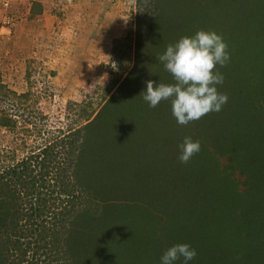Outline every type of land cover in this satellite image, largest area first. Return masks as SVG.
Wrapping results in <instances>:
<instances>
[{
	"label": "trees",
	"instance_id": "1",
	"mask_svg": "<svg viewBox=\"0 0 264 264\" xmlns=\"http://www.w3.org/2000/svg\"><path fill=\"white\" fill-rule=\"evenodd\" d=\"M158 1L137 0L139 9L151 13L150 18L139 17L136 37L130 35L127 46L122 44L125 48L121 50V58L128 56L131 62L133 55L134 66L95 118L92 121L89 118L87 124L62 134L57 141L35 149L27 157L13 159L0 167V264H126L117 252L112 254L109 248L106 251L105 243L112 233L107 216L101 218L98 210L107 203L117 206V215L130 207L152 209L160 215L157 223L161 226L170 224L169 216L176 215L175 225L167 236L156 234L154 248L160 253L159 264L164 253L177 244H188L197 252L189 264H264V227L256 228L258 221L264 222V79L257 82L252 68L260 53L259 59L264 61L262 40L254 41L253 37L250 48H245L246 36L238 38L237 33H232L237 40H227L240 43L238 60L252 72L239 75L238 79L232 66L223 69L227 70L225 77H230L232 87L220 89V93L228 96L221 111L186 126L178 124L182 130L177 131L169 128L167 118L161 122L162 132L156 135L155 142L162 153L152 160L164 161L171 169L170 175L152 184L147 180L148 187L136 184L131 190L115 179L105 182L98 191L96 173L101 163L110 158L100 143L115 132L120 139L122 136L120 141L116 139L119 144L126 146L131 124L127 125L125 118L137 115L120 101L132 81L133 69L138 63L157 64L165 69L155 55L159 24L152 25V21L157 20ZM163 24L165 29L179 34L177 41L170 36L168 45L202 30L198 24L189 28V20L172 27ZM149 74L150 70L146 76ZM159 83L173 84L174 79L171 75ZM138 85L135 82L137 92L141 93ZM167 103L171 112L170 100L159 105ZM13 123L8 115L0 117V127L11 128ZM185 137L199 141L202 146L187 164L179 161ZM236 173L243 178L242 183L236 179ZM159 183L163 190H155L150 198L146 189ZM226 188L233 191L234 198L231 204L224 205ZM203 190L208 191L205 200L210 202L209 207L199 205L198 193ZM171 206L174 209L165 210ZM224 210L230 211L234 219L227 216L226 221L218 222ZM123 230L122 242L129 238L127 230ZM158 234L161 236L162 232L159 230ZM141 264L156 261L148 259ZM175 264H184L183 258Z\"/></svg>",
	"mask_w": 264,
	"mask_h": 264
},
{
	"label": "rangeland",
	"instance_id": "2",
	"mask_svg": "<svg viewBox=\"0 0 264 264\" xmlns=\"http://www.w3.org/2000/svg\"><path fill=\"white\" fill-rule=\"evenodd\" d=\"M9 1V7H0V117L8 115L14 125L11 128L0 127V167L13 159L27 157L28 153L57 141L71 129L82 127L89 116L92 119L96 116L132 70L134 56L131 55V62L128 56L121 58V50L129 42L127 37H136L139 17L150 18L151 13L147 9H139L137 0ZM156 6L157 20L152 21V25L159 24L154 42L157 43L156 56L166 52L170 36L175 41L179 36L170 28L165 29L163 23L172 27L174 23L189 20V28L198 24L202 30L222 36L228 45L230 61L216 68L224 77L223 84L216 86L219 93L223 87H232L230 77H225L227 70L223 69L232 66L238 79H241L239 75L252 72L238 60L240 43L227 40H237L231 35L237 33L238 38L246 36L245 48L254 44L253 37L254 41L262 40L261 45H264V0H159ZM124 43L125 46L122 45ZM118 44L120 50L116 48ZM260 55L252 67L257 82L264 79V61L259 59ZM149 70L150 77L146 76ZM168 76L171 74L157 64L138 63L133 69L132 81L119 100H123L124 107L132 113L136 111L137 115L125 118L127 125L131 124L126 146L119 144L117 140L120 141L122 136L120 139L115 132L100 143L105 151L108 150L110 158L105 164L101 163L96 173L98 191L105 182L111 183L115 179L124 182L131 190L136 184L141 188L148 187L147 180L152 184L160 177L170 175L171 169L165 166L164 161L152 160L162 153L155 137L162 132L161 122L166 118L169 128L175 131L182 128L170 115L172 110L170 112L168 103L152 108L140 96L146 91V81L153 80L159 84ZM135 82L139 83L141 93L137 92ZM250 102L255 104L251 99ZM256 114L253 111V116ZM135 120L136 124H133ZM235 177L243 182L239 173ZM155 190H163L162 185L159 183L148 188L146 193L151 198ZM106 192L110 194L108 190ZM198 195L201 196L199 205L209 207L210 202L205 200L208 191H200ZM222 198H225L224 205L230 203L234 198L233 191L227 189ZM161 205L167 207V204ZM115 208L117 206L107 203L98 210L101 218L107 216L112 233L105 243L106 251L109 248L110 253L117 252L126 264H141L148 259L159 264L160 253L154 248L156 234L163 238L167 236L175 225L176 215L169 216L170 224L161 226L157 223L160 215L152 209L130 207L124 214L117 215ZM226 208L230 210V205ZM168 209L174 208L171 206L165 210ZM220 215L222 218L218 222L221 219L226 221L227 216L234 219L227 210ZM263 224V221H258L256 228L262 229ZM101 226H104L102 222ZM123 229L127 230L129 238L126 236L122 242Z\"/></svg>",
	"mask_w": 264,
	"mask_h": 264
},
{
	"label": "clouds",
	"instance_id": "3",
	"mask_svg": "<svg viewBox=\"0 0 264 264\" xmlns=\"http://www.w3.org/2000/svg\"><path fill=\"white\" fill-rule=\"evenodd\" d=\"M158 59L172 75L174 83L157 85L153 80L146 81V91L140 96L150 107L155 108L162 101L170 100L172 115L183 126L222 110L228 96L217 90L216 86L223 84L224 77L216 68L230 61L228 45L222 36L214 31H198L192 37L185 36L174 45H168L166 52ZM89 117L90 121L95 118ZM180 149L179 161L187 164L200 153L202 146L199 141L185 137ZM196 256L197 252L190 245L177 244L164 253L161 264H175L181 258L184 264H189Z\"/></svg>",
	"mask_w": 264,
	"mask_h": 264
},
{
	"label": "built area",
	"instance_id": "4",
	"mask_svg": "<svg viewBox=\"0 0 264 264\" xmlns=\"http://www.w3.org/2000/svg\"><path fill=\"white\" fill-rule=\"evenodd\" d=\"M0 6L1 7H9L10 6V1L9 0H0ZM10 18L8 19L9 23Z\"/></svg>",
	"mask_w": 264,
	"mask_h": 264
}]
</instances>
